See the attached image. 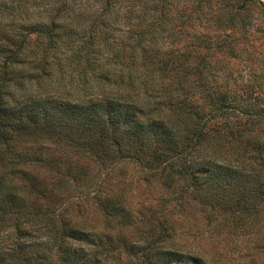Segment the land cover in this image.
I'll list each match as a JSON object with an SVG mask.
<instances>
[{
    "label": "trees",
    "instance_id": "trees-1",
    "mask_svg": "<svg viewBox=\"0 0 264 264\" xmlns=\"http://www.w3.org/2000/svg\"><path fill=\"white\" fill-rule=\"evenodd\" d=\"M118 1L0 0V264H117L120 236L53 207L55 179L89 184L73 156L104 174L132 163L176 203L191 196L235 221L262 210L264 105L239 102L187 52L167 49L166 26L147 18L157 6ZM153 245L130 246L137 261L121 264H211Z\"/></svg>",
    "mask_w": 264,
    "mask_h": 264
},
{
    "label": "rangeland",
    "instance_id": "rangeland-1",
    "mask_svg": "<svg viewBox=\"0 0 264 264\" xmlns=\"http://www.w3.org/2000/svg\"><path fill=\"white\" fill-rule=\"evenodd\" d=\"M133 1L139 13L144 5L157 6L149 10L147 18L159 19L157 23L166 26L164 44L173 41L167 49L174 54L187 52L199 70H211L215 84L238 95L239 102L264 105V0ZM71 163L90 179L89 184L69 180L58 186L55 179L49 185L56 194L53 207L59 204V213L83 230L112 239L120 236L115 242L119 252L115 263L136 262L130 246L137 252L149 242L154 247L171 243L200 254L211 264H264V204L255 218L235 221L212 212L191 196L176 203L175 194L160 180L132 163L117 166L110 174L83 157L73 156ZM27 170L40 178L48 174L36 166ZM86 187L91 189L86 191Z\"/></svg>",
    "mask_w": 264,
    "mask_h": 264
}]
</instances>
